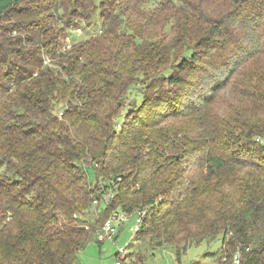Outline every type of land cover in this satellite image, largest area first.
I'll list each match as a JSON object with an SVG mask.
<instances>
[{"label": "trees", "instance_id": "16d2710c", "mask_svg": "<svg viewBox=\"0 0 264 264\" xmlns=\"http://www.w3.org/2000/svg\"><path fill=\"white\" fill-rule=\"evenodd\" d=\"M261 54L264 0H0V264H77L115 210L144 212L128 264H264Z\"/></svg>", "mask_w": 264, "mask_h": 264}, {"label": "rangeland", "instance_id": "374dc122", "mask_svg": "<svg viewBox=\"0 0 264 264\" xmlns=\"http://www.w3.org/2000/svg\"><path fill=\"white\" fill-rule=\"evenodd\" d=\"M95 21V19H94ZM97 21V20H96ZM92 22V21H91ZM93 23V22H92ZM99 32L98 26H93L91 23L88 25L87 23L80 24V27L73 31V38L74 41H81L84 39L89 38L91 35H95ZM70 39L66 38L65 46L70 45ZM263 54L260 56L257 55L256 57H262ZM261 64L260 61H256L255 63H247L246 68L239 73L233 75L230 80V85L227 87L228 92L225 94L227 97L235 96L233 92L236 91L238 88L237 78L241 76V73L249 71L253 68L258 67ZM242 70V68L240 69ZM234 89H233V87ZM136 95L133 96V98ZM217 109H221V105L216 104ZM124 113V112H123ZM122 113V114H123ZM179 126L185 128L188 126L184 123H179ZM261 143L264 144V138H261ZM188 162V168L194 169L195 171L198 170L197 163L199 162L195 156H190ZM86 170L89 176L90 181L93 183L95 181L94 177V168L92 166H86ZM210 208L213 207L212 204L209 203ZM135 216L136 214H131L129 216V221L124 222L123 226L120 228L118 235H117V243H113L111 241H104L101 244H98L96 241H90L82 250H80L77 254V264H114V261L117 257L114 255L119 247H124L127 252L131 251L132 246H129L131 243H134V231L131 227L135 224ZM94 216H87V220H91ZM220 246L219 241H214L209 244L201 243L198 245L192 246L188 252L182 256L180 264H214L213 259L210 257L209 253L216 251ZM133 257V256H132ZM127 257V258H132ZM215 262V261H214ZM124 264V263H122ZM142 264H178L175 260L174 255L170 251V249H159L155 250L152 254H145L144 260Z\"/></svg>", "mask_w": 264, "mask_h": 264}, {"label": "built area", "instance_id": "2783aa9c", "mask_svg": "<svg viewBox=\"0 0 264 264\" xmlns=\"http://www.w3.org/2000/svg\"><path fill=\"white\" fill-rule=\"evenodd\" d=\"M102 202L107 204L114 196V190L112 188L102 189L100 192ZM100 199L95 197L92 200V207H96L99 205ZM143 211H137L135 214V224L131 227V229L134 231V233L139 229L141 224V216L143 215ZM129 214L121 211V210H115L113 211L108 218L104 221L102 226L97 230L96 232V240L99 242L104 241H111L113 243H117V235L120 230V228L123 226L124 222L129 221ZM118 257L114 261V264H128V262H125V255L127 253V250L124 247H119L117 251ZM239 255L236 253L233 256L232 264H239Z\"/></svg>", "mask_w": 264, "mask_h": 264}]
</instances>
